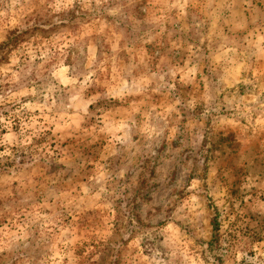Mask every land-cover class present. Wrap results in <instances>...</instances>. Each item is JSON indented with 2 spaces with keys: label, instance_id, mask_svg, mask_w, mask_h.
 <instances>
[{
  "label": "rangeland",
  "instance_id": "1",
  "mask_svg": "<svg viewBox=\"0 0 264 264\" xmlns=\"http://www.w3.org/2000/svg\"><path fill=\"white\" fill-rule=\"evenodd\" d=\"M0 264H264V0H0Z\"/></svg>",
  "mask_w": 264,
  "mask_h": 264
},
{
  "label": "trees",
  "instance_id": "2",
  "mask_svg": "<svg viewBox=\"0 0 264 264\" xmlns=\"http://www.w3.org/2000/svg\"><path fill=\"white\" fill-rule=\"evenodd\" d=\"M212 227H213V237L214 240H216L218 237V228H219L216 221L213 222Z\"/></svg>",
  "mask_w": 264,
  "mask_h": 264
}]
</instances>
